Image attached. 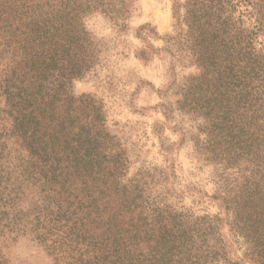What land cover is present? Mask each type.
I'll return each mask as SVG.
<instances>
[{
  "label": "trees",
  "instance_id": "16d2710c",
  "mask_svg": "<svg viewBox=\"0 0 264 264\" xmlns=\"http://www.w3.org/2000/svg\"><path fill=\"white\" fill-rule=\"evenodd\" d=\"M172 1L208 88L195 104L205 99L212 145L236 170L213 198L244 256L264 264V0H185L182 14ZM94 11L123 16L113 0H0V227L33 232L54 264H241L219 215L150 209L122 182V151L99 145V106L71 95L99 54L82 23Z\"/></svg>",
  "mask_w": 264,
  "mask_h": 264
},
{
  "label": "rangeland",
  "instance_id": "374dc122",
  "mask_svg": "<svg viewBox=\"0 0 264 264\" xmlns=\"http://www.w3.org/2000/svg\"><path fill=\"white\" fill-rule=\"evenodd\" d=\"M113 1L123 7L122 17L94 11L82 19L99 54L92 69L73 81L71 95L99 106V145L122 151V182L138 183L150 209L193 218L219 215L228 257L252 264L244 239L232 234L220 199L213 198L223 196V184L236 170L220 161L226 145H212L217 133L199 108L205 99L195 104L199 97L209 99L208 88L175 26L174 2ZM176 2L182 14L185 0ZM8 145L20 151L12 139ZM32 202H25V210ZM13 226L0 227V264H54L33 232Z\"/></svg>",
  "mask_w": 264,
  "mask_h": 264
}]
</instances>
